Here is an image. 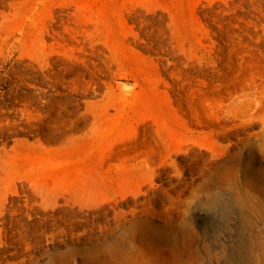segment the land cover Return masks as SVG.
Listing matches in <instances>:
<instances>
[{"label":"rangeland","instance_id":"rangeland-1","mask_svg":"<svg viewBox=\"0 0 264 264\" xmlns=\"http://www.w3.org/2000/svg\"><path fill=\"white\" fill-rule=\"evenodd\" d=\"M0 264H264V0H0Z\"/></svg>","mask_w":264,"mask_h":264}]
</instances>
